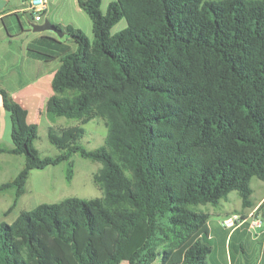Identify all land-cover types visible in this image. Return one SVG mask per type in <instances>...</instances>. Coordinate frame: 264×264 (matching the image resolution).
<instances>
[{"label": "trees", "instance_id": "1", "mask_svg": "<svg viewBox=\"0 0 264 264\" xmlns=\"http://www.w3.org/2000/svg\"><path fill=\"white\" fill-rule=\"evenodd\" d=\"M78 2L92 39L57 24L63 37L42 34L27 45L28 56L59 62L48 119L77 123L50 124L58 153L42 156L37 127L2 88L12 145L0 141V153L23 155L24 164L0 192L13 189L7 214L32 169L66 162L70 181L77 153L101 163L93 181L102 195L40 203L1 222L0 264H71L69 253L76 264H264V234L252 238L247 220L224 226L195 209L231 191L249 207L251 179L264 181V0H111L105 13L101 0ZM122 18L126 26L112 34ZM95 118L106 136L87 149L83 125ZM108 229L97 261L91 239Z\"/></svg>", "mask_w": 264, "mask_h": 264}, {"label": "rangeland", "instance_id": "2", "mask_svg": "<svg viewBox=\"0 0 264 264\" xmlns=\"http://www.w3.org/2000/svg\"><path fill=\"white\" fill-rule=\"evenodd\" d=\"M111 0H101L100 10L105 13L107 4ZM216 1V0H207ZM76 22L80 24L83 32L92 39V29L87 27L81 18L76 17ZM126 26L124 18L120 19L111 28V33H116ZM60 126L73 125L77 120L73 118L62 117L60 119ZM38 136L35 140V146L39 149L42 156H53L58 153V149L52 145L47 138V130L42 124H38ZM58 125V124H56ZM85 133L80 139V143L87 149H93L104 143L106 136V126L104 121L100 118H95L83 125ZM8 145V141L4 139L1 141ZM8 142V143H7ZM9 146V145H8ZM73 176L70 181L65 179L66 162H61L57 165H49L43 169H32L26 183V192L20 196L16 206L7 214L5 211L11 204L13 199V189L0 192V223H11L19 214L21 210L32 209L40 203H54L65 197L76 196L80 198H90L102 195V191L93 181V174L100 168L101 163L87 158L81 157L79 154L72 156ZM24 161L23 155H13L8 153H0V182L10 180L22 167ZM250 185L252 187L251 201L252 205L243 207L241 198L236 191H231L227 198L222 199L218 204L212 205L198 204L195 209L206 212L209 215L210 223H219L221 220L238 214L242 217L247 216L251 210L254 213H263L262 206L264 201L260 202L261 195L264 194V181L256 177L251 179ZM260 196V197H259ZM105 232L102 238L93 237L91 239L92 245L97 251L96 260L102 261L106 257L107 247L109 243V233ZM86 232L84 229H79L74 233V241L78 251H81L85 244ZM258 246L257 244L255 245ZM264 249V240H263ZM66 252L69 253L68 246ZM71 264H76L70 253L67 254ZM259 259V257H258ZM119 264H126L121 261Z\"/></svg>", "mask_w": 264, "mask_h": 264}, {"label": "crops", "instance_id": "3", "mask_svg": "<svg viewBox=\"0 0 264 264\" xmlns=\"http://www.w3.org/2000/svg\"><path fill=\"white\" fill-rule=\"evenodd\" d=\"M27 1L0 0V90L6 89L26 109L27 121L34 124L38 132V124H42L46 130L50 124H61L58 122L62 117L50 121L46 114L47 101L54 94L52 79L59 62L47 63L28 56L27 45L33 38L42 34H56L50 30L34 31L31 28L28 23V14L31 12ZM46 2L47 7L42 11V19L38 22L47 18L56 25L72 24L81 29V25L76 22L78 17L92 29L91 19L80 7L78 0ZM4 139L9 142V146L12 145L10 113L3 107L0 93V141ZM262 201L264 194L261 195L260 202ZM262 208L264 211V205ZM261 214L264 217V212Z\"/></svg>", "mask_w": 264, "mask_h": 264}, {"label": "built area", "instance_id": "4", "mask_svg": "<svg viewBox=\"0 0 264 264\" xmlns=\"http://www.w3.org/2000/svg\"><path fill=\"white\" fill-rule=\"evenodd\" d=\"M28 10L33 13L35 22L41 21V12L46 9V0H28ZM255 210H251L247 216L242 217L238 214H232L231 216L223 219L220 223L224 226L236 227L240 225L244 220L249 222L248 231L252 238H258L264 234V217L260 213H254Z\"/></svg>", "mask_w": 264, "mask_h": 264}, {"label": "water", "instance_id": "5", "mask_svg": "<svg viewBox=\"0 0 264 264\" xmlns=\"http://www.w3.org/2000/svg\"><path fill=\"white\" fill-rule=\"evenodd\" d=\"M28 23L30 24L31 28L34 31L50 30L54 32L60 38L63 37L65 34L62 28L58 27L56 24H54L47 18L44 19L42 22H35V21L29 20Z\"/></svg>", "mask_w": 264, "mask_h": 264}]
</instances>
